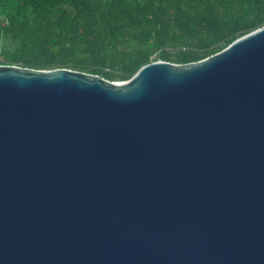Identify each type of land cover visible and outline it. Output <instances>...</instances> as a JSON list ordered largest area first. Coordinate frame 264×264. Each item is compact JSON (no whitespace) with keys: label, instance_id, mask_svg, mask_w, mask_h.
Here are the masks:
<instances>
[{"label":"water","instance_id":"obj_1","mask_svg":"<svg viewBox=\"0 0 264 264\" xmlns=\"http://www.w3.org/2000/svg\"><path fill=\"white\" fill-rule=\"evenodd\" d=\"M0 264H264V25L120 81L0 64Z\"/></svg>","mask_w":264,"mask_h":264},{"label":"trees","instance_id":"obj_2","mask_svg":"<svg viewBox=\"0 0 264 264\" xmlns=\"http://www.w3.org/2000/svg\"><path fill=\"white\" fill-rule=\"evenodd\" d=\"M264 25V0H0V64L128 79L187 63Z\"/></svg>","mask_w":264,"mask_h":264}]
</instances>
